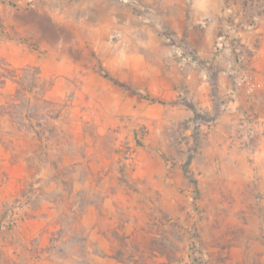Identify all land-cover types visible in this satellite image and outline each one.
I'll list each match as a JSON object with an SVG mask.
<instances>
[{
  "label": "rangeland",
  "instance_id": "obj_1",
  "mask_svg": "<svg viewBox=\"0 0 264 264\" xmlns=\"http://www.w3.org/2000/svg\"><path fill=\"white\" fill-rule=\"evenodd\" d=\"M153 14L0 0L9 264H264V88L232 108L224 68ZM261 46L244 56L264 81Z\"/></svg>",
  "mask_w": 264,
  "mask_h": 264
},
{
  "label": "crops",
  "instance_id": "obj_2",
  "mask_svg": "<svg viewBox=\"0 0 264 264\" xmlns=\"http://www.w3.org/2000/svg\"><path fill=\"white\" fill-rule=\"evenodd\" d=\"M140 2L152 9L154 12L152 17L165 23L168 26L167 31L176 40H186V45L201 60L209 61L211 67H223V71H217V93L222 99L229 101L232 108L242 103V94L233 90L234 87L226 72L228 61L224 55L226 57L228 55L225 52H216L214 44L221 32L232 28L245 48H250L251 43L259 38L263 46L257 54L262 51L264 0H140ZM226 19H230L231 27L227 26ZM199 70L201 75L206 77L207 71L202 68ZM200 88H203V85ZM0 247L2 248L0 264H9L6 247L2 245Z\"/></svg>",
  "mask_w": 264,
  "mask_h": 264
},
{
  "label": "built area",
  "instance_id": "obj_3",
  "mask_svg": "<svg viewBox=\"0 0 264 264\" xmlns=\"http://www.w3.org/2000/svg\"><path fill=\"white\" fill-rule=\"evenodd\" d=\"M226 21L227 26L231 27L230 19H226ZM215 50L229 55L228 74L235 92L251 98L263 90L264 81L251 66L245 63L244 52L247 49L244 44L240 43V39L232 28L226 29L218 36L215 42Z\"/></svg>",
  "mask_w": 264,
  "mask_h": 264
}]
</instances>
